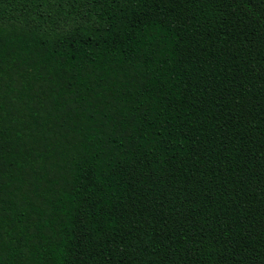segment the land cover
I'll list each match as a JSON object with an SVG mask.
<instances>
[{
	"label": "trees",
	"instance_id": "trees-1",
	"mask_svg": "<svg viewBox=\"0 0 264 264\" xmlns=\"http://www.w3.org/2000/svg\"><path fill=\"white\" fill-rule=\"evenodd\" d=\"M0 264H264V0H0Z\"/></svg>",
	"mask_w": 264,
	"mask_h": 264
}]
</instances>
